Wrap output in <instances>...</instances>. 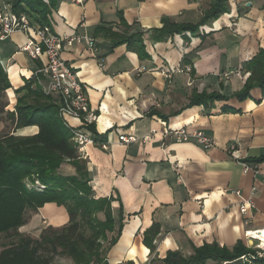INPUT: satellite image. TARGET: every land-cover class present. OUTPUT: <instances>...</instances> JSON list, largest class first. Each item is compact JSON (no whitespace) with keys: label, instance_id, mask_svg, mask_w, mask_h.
<instances>
[{"label":"crops","instance_id":"crops-1","mask_svg":"<svg viewBox=\"0 0 264 264\" xmlns=\"http://www.w3.org/2000/svg\"><path fill=\"white\" fill-rule=\"evenodd\" d=\"M8 1L0 0V7ZM210 3L58 0L50 14L56 34H87L95 46L94 50L77 43L65 49L62 57L76 71L99 116L94 124L96 139L110 142L107 151L99 145L87 146L85 151L96 198L113 197L115 230L121 224L123 228L108 252L110 264H163L169 251L189 257L194 246L204 243L232 248L239 240L245 244L246 231L264 229V160L254 161L264 158V99L260 104L254 101L262 97L261 90L252 91L254 100L186 107L194 91L229 97L243 88L246 63L264 49V0H229V12L200 27L197 35L152 40V31L162 27L163 17L197 24ZM110 30L144 33L150 58L141 60L126 44L114 47ZM26 41L22 33L0 41V61L12 85L6 92L11 112L17 105L15 90L42 66L40 60L21 51ZM184 67H191L192 73L179 72ZM224 105L240 112H222ZM183 126L211 136L215 146L205 150L194 141L163 138L166 128ZM38 131L32 126L14 133L11 127L4 134L31 136ZM119 131L139 137L156 133L149 142L123 144L118 141ZM254 187L255 209L251 223L245 224L233 192L241 191L247 198ZM29 214L28 221L38 216L54 227L69 221L66 209L54 203L37 213L28 210ZM153 225L160 232L151 254L143 239Z\"/></svg>","mask_w":264,"mask_h":264},{"label":"trees","instance_id":"trees-1","mask_svg":"<svg viewBox=\"0 0 264 264\" xmlns=\"http://www.w3.org/2000/svg\"><path fill=\"white\" fill-rule=\"evenodd\" d=\"M8 3L14 13H26L37 24L45 26L49 25L48 17L56 8L58 0H10ZM229 9V0H211L210 8L197 24L176 23L163 17L162 27L152 31V40L164 42L175 35H197L200 27L217 21ZM120 19L128 27L124 19ZM108 33L114 41V47L126 44L141 60L150 58L143 41L144 33L127 35L112 30ZM244 71L249 72L250 76L243 88L233 95L227 97L220 92L194 91L186 107H210L215 102H228L231 99L254 100V89L262 92V97L254 100L260 104L264 99V49L246 63ZM11 88L8 74L0 61V113L8 105L2 101ZM15 93L18 96L15 111L8 112L14 133L32 126L38 127L39 131L31 136H15L11 133L0 136V235L9 236L13 231L17 233L19 228L28 223V210L37 213L48 203L64 207L69 222L61 228L45 229L38 239L16 234L19 237L17 242L0 253V264H56L58 258H68L73 264H110L108 252L117 244L123 229L121 224L115 230L113 197L96 198L88 162L72 140V131L64 125L54 100L45 96L33 79L26 80L25 85L16 89ZM222 112L240 111L224 105ZM89 129L97 133L94 125L89 126ZM263 160L259 158L254 161ZM38 184L43 188L39 189ZM159 232L158 225L144 232L143 242L151 254L156 250L154 241ZM104 243L107 245L104 246ZM249 253L256 251L241 240L232 248L213 242L194 246L193 254L189 257H184L179 251H169L162 262L207 264L208 261H214L222 264L236 261L242 264L237 260ZM258 260L264 263V258Z\"/></svg>","mask_w":264,"mask_h":264},{"label":"built area","instance_id":"built-area-1","mask_svg":"<svg viewBox=\"0 0 264 264\" xmlns=\"http://www.w3.org/2000/svg\"><path fill=\"white\" fill-rule=\"evenodd\" d=\"M48 19L49 25L40 26L28 14L18 15L14 13L11 4L4 2L0 7V41L6 40L14 33L25 35L27 41L21 51L28 53L31 59L42 62V66L30 79L35 80L43 94L52 98L57 104L59 116L64 125L72 131V140L82 157H86L87 146L99 145L101 149L107 151L110 144L109 140L98 142L94 132L89 129V126L97 122L99 116L91 108L85 88L77 77L76 71L62 57V52L65 49L71 48L77 43H84L89 49L95 50L94 42L87 34L58 35L54 32L51 17L49 16ZM179 72L191 74L192 69L191 67H184ZM164 74L168 75L166 72ZM231 74L232 72H229L225 76L228 77ZM244 76L248 79L250 73L246 72ZM189 83L192 85V82ZM155 133L152 132L150 136L139 137L135 133L117 132L118 141L123 144L139 141L149 142ZM162 135L164 139H173L179 143L194 141L205 150H210L215 146L214 138L200 130L190 132L185 126L166 128ZM42 188L39 185V189ZM255 192L256 188L254 187L250 197L247 198L243 196L241 191L233 192L239 199L238 209L245 224L251 223L255 209ZM251 232L264 236V229L245 232V244L248 248L254 249L256 253H249L240 257L237 261L242 262V264H252L254 261L264 258V247L258 243L261 242V238H259L260 240L254 239L256 242L254 245L249 244ZM222 264H237V262L225 261Z\"/></svg>","mask_w":264,"mask_h":264},{"label":"rangeland","instance_id":"rangeland-1","mask_svg":"<svg viewBox=\"0 0 264 264\" xmlns=\"http://www.w3.org/2000/svg\"><path fill=\"white\" fill-rule=\"evenodd\" d=\"M211 77H213V75H211ZM233 80H234V78H233ZM230 82H229V84H230ZM2 102H4L3 104H5V103L8 105L10 104L9 100H8L7 93L3 97ZM0 108H1V106H0ZM8 112H11V111H10V109H7V107H6L5 111L3 113H0V136L4 135V133L8 132L12 127V123H11L10 119L8 118ZM29 187H31V186H29ZM29 217H30V214H29V216L27 215V219ZM43 222H44V219H42L41 217H38V216H34L28 221V224L19 228L17 233L13 231V232H11L12 235H9V236L0 235V253L2 252L3 249H5V248L13 245L14 243H16L20 236H25V237L32 238V239L33 238L38 239L40 237L41 233L45 229L61 228L65 225H67L69 221L60 227H54L52 225H49V221L47 222V224H44ZM16 234H19V237L16 236ZM111 237H112V235L110 234L109 238H111ZM106 245L107 244L104 243V246H106ZM56 264H73V263L68 258H58L56 261Z\"/></svg>","mask_w":264,"mask_h":264},{"label":"bare ground","instance_id":"bare-ground-1","mask_svg":"<svg viewBox=\"0 0 264 264\" xmlns=\"http://www.w3.org/2000/svg\"><path fill=\"white\" fill-rule=\"evenodd\" d=\"M250 239H249V244L250 245H254L256 242L254 239H258L261 238V242H258L259 245H261V247H264V236H262L261 234H257L256 232H251L250 234Z\"/></svg>","mask_w":264,"mask_h":264},{"label":"water","instance_id":"water-1","mask_svg":"<svg viewBox=\"0 0 264 264\" xmlns=\"http://www.w3.org/2000/svg\"><path fill=\"white\" fill-rule=\"evenodd\" d=\"M248 6H251V3H248Z\"/></svg>","mask_w":264,"mask_h":264}]
</instances>
